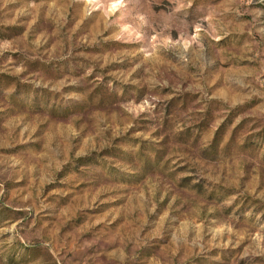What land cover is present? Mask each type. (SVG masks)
Listing matches in <instances>:
<instances>
[{"label":"rangeland","instance_id":"1","mask_svg":"<svg viewBox=\"0 0 264 264\" xmlns=\"http://www.w3.org/2000/svg\"><path fill=\"white\" fill-rule=\"evenodd\" d=\"M0 264H264V0H0Z\"/></svg>","mask_w":264,"mask_h":264}]
</instances>
